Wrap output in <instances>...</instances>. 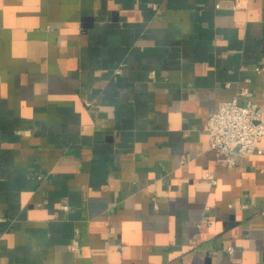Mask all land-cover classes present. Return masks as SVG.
Segmentation results:
<instances>
[{
  "label": "crops",
  "instance_id": "1",
  "mask_svg": "<svg viewBox=\"0 0 264 264\" xmlns=\"http://www.w3.org/2000/svg\"><path fill=\"white\" fill-rule=\"evenodd\" d=\"M242 90L264 0H0V264H264V139L206 133Z\"/></svg>",
  "mask_w": 264,
  "mask_h": 264
},
{
  "label": "built area",
  "instance_id": "2",
  "mask_svg": "<svg viewBox=\"0 0 264 264\" xmlns=\"http://www.w3.org/2000/svg\"><path fill=\"white\" fill-rule=\"evenodd\" d=\"M246 95V91L242 90L232 100L220 103L206 122L209 148L217 160L228 167L235 166L240 158L262 153L259 146L264 139L262 112L255 103H240L241 96ZM210 181L215 183L212 178ZM67 209V206H62V210ZM71 248L76 249L77 243L74 242ZM232 251L230 247L226 249L228 254Z\"/></svg>",
  "mask_w": 264,
  "mask_h": 264
}]
</instances>
